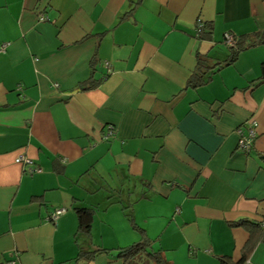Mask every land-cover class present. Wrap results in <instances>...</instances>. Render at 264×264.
I'll use <instances>...</instances> for the list:
<instances>
[{
    "label": "crops",
    "instance_id": "crops-1",
    "mask_svg": "<svg viewBox=\"0 0 264 264\" xmlns=\"http://www.w3.org/2000/svg\"><path fill=\"white\" fill-rule=\"evenodd\" d=\"M260 32L264 0H0V264H152L117 257L140 240L131 220L172 264L238 262L249 234L230 223L264 222V45L187 83L198 56L230 57L226 33ZM77 208L94 211L91 236ZM247 264H264V240Z\"/></svg>",
    "mask_w": 264,
    "mask_h": 264
},
{
    "label": "trees",
    "instance_id": "trees-1",
    "mask_svg": "<svg viewBox=\"0 0 264 264\" xmlns=\"http://www.w3.org/2000/svg\"><path fill=\"white\" fill-rule=\"evenodd\" d=\"M205 26L207 30H205L204 28V32H202V34L199 36V39H207L210 36V31L208 30H211V27L208 24H206ZM236 38L237 46L236 48H230L232 53L226 61L216 63L213 66H208L207 62L209 59L207 57L198 56L196 72L190 77L187 83V88L197 89L201 86H204L210 81L211 75L215 72V70L233 65L237 61L241 52L256 46L264 45V32L245 35L242 37L236 36ZM263 82L264 63L261 66V76L257 80L252 82V85L257 86ZM75 212L78 217V233H84L88 236H91L95 215L94 211L87 208H77ZM131 226L136 232L139 233L140 240L130 246L119 249L117 251V257L119 259L127 263L141 256H145L152 264H172L165 257L164 253L161 250L155 251L154 249H152V242L148 238L146 232L143 229L139 228L132 220ZM230 226L232 228L244 229L249 234V239L242 249V258L238 262H233L232 259L223 257L219 258V262L221 264H247L256 248L264 240L263 222L259 223L243 219L237 222L230 223ZM103 252L109 253L110 251L100 249L92 253H82L80 254L79 258L91 259Z\"/></svg>",
    "mask_w": 264,
    "mask_h": 264
},
{
    "label": "built area",
    "instance_id": "built-area-1",
    "mask_svg": "<svg viewBox=\"0 0 264 264\" xmlns=\"http://www.w3.org/2000/svg\"><path fill=\"white\" fill-rule=\"evenodd\" d=\"M205 24L203 21L199 20L195 27L196 37H199L204 31ZM223 43L230 49L236 48L237 38L232 33H226L224 35ZM111 71V70H110ZM258 123L255 119H250L244 123L240 128H238L237 133L239 135L238 149L244 153H250L254 148V143L258 137ZM115 136L114 127H109V132L105 135L104 140H110ZM16 163L21 164L24 168V172L27 175L34 176L35 174L42 173V168L37 166L32 160L26 156H20L16 159ZM67 213L66 208H56L54 212L47 218L49 222H56L60 217ZM264 229V222H263Z\"/></svg>",
    "mask_w": 264,
    "mask_h": 264
}]
</instances>
